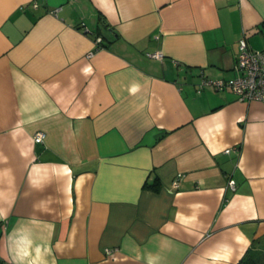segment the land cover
Here are the masks:
<instances>
[{"label":"crops","instance_id":"1","mask_svg":"<svg viewBox=\"0 0 264 264\" xmlns=\"http://www.w3.org/2000/svg\"><path fill=\"white\" fill-rule=\"evenodd\" d=\"M242 37L264 0H0V264H264V102L197 93Z\"/></svg>","mask_w":264,"mask_h":264},{"label":"built area","instance_id":"2","mask_svg":"<svg viewBox=\"0 0 264 264\" xmlns=\"http://www.w3.org/2000/svg\"><path fill=\"white\" fill-rule=\"evenodd\" d=\"M33 7H36L34 4ZM55 14V12H53ZM100 43V38L96 39V44ZM92 54L90 53L88 57ZM151 59H160L161 53L147 54ZM233 70L235 76L227 80H207L202 79L198 85L197 93L205 87L216 92L229 90L238 101L241 102H264V50L251 49L244 37L238 41V51L235 56ZM44 138L43 133L34 136V142L40 143ZM232 149H226L224 153L229 154ZM181 175L172 181L171 187L176 190L180 184ZM227 187L234 190V181L229 180Z\"/></svg>","mask_w":264,"mask_h":264},{"label":"trees","instance_id":"3","mask_svg":"<svg viewBox=\"0 0 264 264\" xmlns=\"http://www.w3.org/2000/svg\"><path fill=\"white\" fill-rule=\"evenodd\" d=\"M102 22L103 25L106 26L107 28V24L104 21ZM99 44H101V42ZM143 188L154 192H158L160 189V184L157 180H154V182L150 185H143ZM237 264H255V263L250 259L249 256L244 255Z\"/></svg>","mask_w":264,"mask_h":264},{"label":"water","instance_id":"4","mask_svg":"<svg viewBox=\"0 0 264 264\" xmlns=\"http://www.w3.org/2000/svg\"><path fill=\"white\" fill-rule=\"evenodd\" d=\"M111 32V29H108Z\"/></svg>","mask_w":264,"mask_h":264}]
</instances>
